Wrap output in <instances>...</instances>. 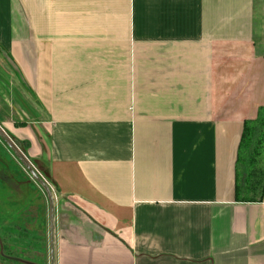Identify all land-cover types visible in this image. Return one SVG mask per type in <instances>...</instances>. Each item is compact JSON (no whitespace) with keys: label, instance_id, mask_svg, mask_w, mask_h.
Segmentation results:
<instances>
[{"label":"crops","instance_id":"1","mask_svg":"<svg viewBox=\"0 0 264 264\" xmlns=\"http://www.w3.org/2000/svg\"><path fill=\"white\" fill-rule=\"evenodd\" d=\"M2 52L46 119L51 263L264 264V197L236 189L264 0H0Z\"/></svg>","mask_w":264,"mask_h":264},{"label":"rangeland","instance_id":"2","mask_svg":"<svg viewBox=\"0 0 264 264\" xmlns=\"http://www.w3.org/2000/svg\"><path fill=\"white\" fill-rule=\"evenodd\" d=\"M12 71L0 56V264H53L49 233L57 191L29 149L46 119ZM263 118L253 124L256 130L241 152L243 182L250 154L264 144V127L258 125Z\"/></svg>","mask_w":264,"mask_h":264},{"label":"trees","instance_id":"3","mask_svg":"<svg viewBox=\"0 0 264 264\" xmlns=\"http://www.w3.org/2000/svg\"><path fill=\"white\" fill-rule=\"evenodd\" d=\"M264 117V109L259 112L258 119L255 121H248L245 124V131L243 134L241 148L244 149L247 142L251 139L253 133L255 132V127L253 124L258 123V121ZM263 122V123H262ZM260 123H262L260 125ZM259 126L264 127V118L259 122ZM261 127H259V130ZM260 142V140H259ZM260 147V148H259ZM251 153V152H250ZM262 154H264V144L261 140V146L256 147V150H253L250 154L249 162H248V170L245 175L244 182L241 181V172L240 167L241 156L239 157V171H237V197L241 200H262L264 197V162L261 158Z\"/></svg>","mask_w":264,"mask_h":264},{"label":"water","instance_id":"4","mask_svg":"<svg viewBox=\"0 0 264 264\" xmlns=\"http://www.w3.org/2000/svg\"><path fill=\"white\" fill-rule=\"evenodd\" d=\"M9 65V67L13 70V72L16 74L17 79L19 80V82L22 84V86H24L26 88V90L28 91V86L27 83L25 82L23 75L19 69V67L17 66V64L11 59V57L5 53H1L0 55Z\"/></svg>","mask_w":264,"mask_h":264}]
</instances>
